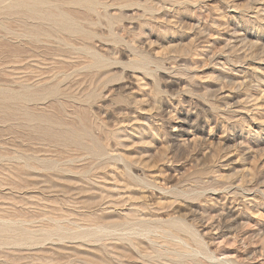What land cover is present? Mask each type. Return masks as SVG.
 <instances>
[{
	"label": "rangeland",
	"instance_id": "1",
	"mask_svg": "<svg viewBox=\"0 0 264 264\" xmlns=\"http://www.w3.org/2000/svg\"><path fill=\"white\" fill-rule=\"evenodd\" d=\"M29 1L0 0V264H264V0Z\"/></svg>",
	"mask_w": 264,
	"mask_h": 264
},
{
	"label": "bare ground",
	"instance_id": "2",
	"mask_svg": "<svg viewBox=\"0 0 264 264\" xmlns=\"http://www.w3.org/2000/svg\"><path fill=\"white\" fill-rule=\"evenodd\" d=\"M29 2H32V4L42 3L39 0H30ZM24 20V18H22ZM46 119V118H45ZM227 213V212H226ZM228 214V213H227ZM233 224V223H232Z\"/></svg>",
	"mask_w": 264,
	"mask_h": 264
}]
</instances>
